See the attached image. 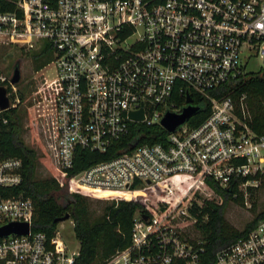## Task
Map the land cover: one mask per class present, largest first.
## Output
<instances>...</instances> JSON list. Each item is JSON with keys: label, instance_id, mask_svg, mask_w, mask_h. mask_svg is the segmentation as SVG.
<instances>
[{"label": "built area", "instance_id": "1", "mask_svg": "<svg viewBox=\"0 0 264 264\" xmlns=\"http://www.w3.org/2000/svg\"><path fill=\"white\" fill-rule=\"evenodd\" d=\"M16 6L0 12V49L49 47L61 170L73 168L79 149L107 153L135 125L162 127L192 94L209 101L199 126L188 122L173 133L162 127V142L133 141L73 177L78 192L114 201L133 187L165 188L161 197L146 190L130 246L105 264H201L205 241L189 235L199 233L200 217L207 219L203 207L214 197L208 180L226 189L264 173V135L250 127L246 96L210 95L245 74L252 58L264 65V0H18ZM0 86L13 87L1 69ZM174 90L185 98L182 106L171 100ZM141 111L143 121L131 119ZM22 167L17 158L0 162V230L28 226L26 234L0 237V264H75L78 252H70L61 233L33 231V201L13 194ZM214 264H264V221L220 250Z\"/></svg>", "mask_w": 264, "mask_h": 264}, {"label": "trees", "instance_id": "2", "mask_svg": "<svg viewBox=\"0 0 264 264\" xmlns=\"http://www.w3.org/2000/svg\"><path fill=\"white\" fill-rule=\"evenodd\" d=\"M17 1L0 0V12H15ZM29 52L36 58L49 62L48 55L51 51L48 46ZM228 94H232L238 100L246 96L250 127L257 135H264V68L251 72L248 71L247 66L245 74L210 93L216 98ZM191 98L199 111L189 120V125L196 127L210 114V103L207 99L193 94ZM171 100L176 106L185 103V98L178 90H174ZM20 121L21 118L14 109L0 111V162L11 158L22 161L23 181L13 190V194H22L33 201L35 206L33 231L52 237L58 228L55 220L70 214L75 224V236L80 244L75 264H105L118 251L128 248L132 242L135 215L146 207L136 197V187L120 193L118 201H112L103 208L100 216H95L89 199L75 189L73 177L96 163L107 161L128 150L133 141L162 142L167 134L166 131L159 125L151 127L145 124L135 125L129 137L114 144L107 153L79 149L72 169L61 170L60 176L56 179H37L35 178L36 156L20 137ZM247 181H258L259 185L249 186L246 191H240L238 184ZM208 183L214 191V197L206 201L203 207L202 216H207V219L203 220L200 217L197 224L201 238L205 241L201 264H214L220 250L247 236L261 221H264V208L242 231L231 226L225 218L226 210L232 202L243 205L246 192L252 197L264 186V173L234 182L226 189L219 187L212 180H208ZM146 190L155 197H161L164 196L165 188L161 185H152L146 187Z\"/></svg>", "mask_w": 264, "mask_h": 264}, {"label": "rangeland", "instance_id": "3", "mask_svg": "<svg viewBox=\"0 0 264 264\" xmlns=\"http://www.w3.org/2000/svg\"><path fill=\"white\" fill-rule=\"evenodd\" d=\"M48 58H50L49 62H46L16 46L0 49V69L4 75L12 78L16 65L20 67L21 81L13 87H7L8 96L11 108L21 118L20 137L24 144L35 153V178L37 179H56L61 172L54 132V108L50 102L55 96V88L50 86V82L56 79L57 70L53 65L52 53L48 55ZM245 61L247 62V59ZM260 68H264V65L259 59H252L248 64V71L256 72ZM135 194L140 201L146 202V190L138 188ZM84 196L89 199L95 216H100L103 208L114 201L108 196L89 194ZM244 200L243 205L232 202L225 213L227 222L240 231L264 208V186L259 188L252 197L246 192ZM74 225L71 218L59 223L56 230L67 242L70 252L80 250ZM189 236L194 239L202 237L194 230Z\"/></svg>", "mask_w": 264, "mask_h": 264}, {"label": "water", "instance_id": "4", "mask_svg": "<svg viewBox=\"0 0 264 264\" xmlns=\"http://www.w3.org/2000/svg\"><path fill=\"white\" fill-rule=\"evenodd\" d=\"M21 81V71L19 65H16L14 74L11 78V84L17 85ZM188 106L184 107L178 114L168 112L161 121L162 127L169 133L175 132L179 127L185 125L189 120L194 117L199 109L194 107L191 97L187 98ZM11 108L10 98L8 96V89L5 86H0V111H6ZM131 119L135 121L144 120V112L132 113ZM71 219V215L67 214L62 218L56 219L55 223H63ZM28 232L27 225H10L0 230V237L8 236L11 234H26Z\"/></svg>", "mask_w": 264, "mask_h": 264}, {"label": "bare ground", "instance_id": "5", "mask_svg": "<svg viewBox=\"0 0 264 264\" xmlns=\"http://www.w3.org/2000/svg\"><path fill=\"white\" fill-rule=\"evenodd\" d=\"M101 196H105V195H101Z\"/></svg>", "mask_w": 264, "mask_h": 264}]
</instances>
